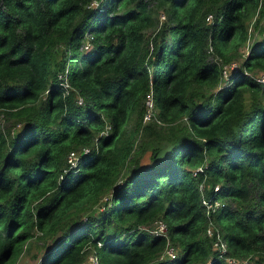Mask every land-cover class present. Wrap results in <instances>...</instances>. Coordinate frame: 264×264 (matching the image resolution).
I'll list each match as a JSON object with an SVG mask.
<instances>
[{"label":"trees","instance_id":"16d2710c","mask_svg":"<svg viewBox=\"0 0 264 264\" xmlns=\"http://www.w3.org/2000/svg\"><path fill=\"white\" fill-rule=\"evenodd\" d=\"M262 19L264 0H0V264L43 235L36 264H224L209 218L264 264Z\"/></svg>","mask_w":264,"mask_h":264},{"label":"built area","instance_id":"2783aa9c","mask_svg":"<svg viewBox=\"0 0 264 264\" xmlns=\"http://www.w3.org/2000/svg\"><path fill=\"white\" fill-rule=\"evenodd\" d=\"M162 17V15H160ZM87 40L84 41V46L87 45ZM228 66V65H225ZM264 72L260 73L259 75L256 76V80H261L263 79ZM59 77H62L59 75ZM60 82L66 86L67 83L65 79H61ZM80 100H78L79 102ZM143 113L141 116V121L142 123L151 121V120H156L158 119L155 118V108H154V102H153V97H152V92L151 90H148L145 93L144 99H143ZM87 148H84V151H86ZM76 158V152L74 151H69L67 160L69 163L73 164L75 162ZM202 203L205 206L206 213L210 210H214V208L218 205V200H212L208 201L206 199H202ZM149 232L152 234H158L162 236H166V224L165 221L161 218L155 219L151 226L148 228ZM205 233L206 235L210 238L211 241V247L212 250L215 251L216 255L221 258L224 262V264H243L246 261V258H236L232 255H230L227 252V244L225 239L222 237V235H219L217 230L213 227L211 224V219L209 218L207 221V225L205 227ZM176 247L170 245V243L167 242V244L164 246L160 254L158 255V259H170L173 258L176 255ZM161 255H164V257H161ZM93 263H95L94 257L91 260ZM195 264H207V262H198Z\"/></svg>","mask_w":264,"mask_h":264},{"label":"rangeland","instance_id":"374dc122","mask_svg":"<svg viewBox=\"0 0 264 264\" xmlns=\"http://www.w3.org/2000/svg\"><path fill=\"white\" fill-rule=\"evenodd\" d=\"M161 10H159L158 19L161 20ZM260 25L264 27V19L261 20ZM248 38L246 40V43H244L243 46H239L236 51L232 52L233 58L230 59V65H238L241 61V58L244 56V53L246 50L245 45L250 44L252 40L259 38V32L253 27L252 22L248 25ZM227 68V66H225ZM258 73V72H257ZM255 73V74H257ZM225 78V77H224ZM264 79V76H263ZM18 125L17 120L7 119L4 114L0 113V126L4 128L5 130L8 129L9 131L14 130ZM148 151H145L139 160L141 162L146 160ZM100 204V201H97L91 205H86L81 212H79L78 216H84L85 214L91 213V211L94 208H98V205ZM93 205V206H92ZM75 216V214L73 215ZM211 224L213 227L217 230L218 234L221 235V232L217 229V225L214 224L213 219H211ZM36 234H39V231L35 230ZM24 244L25 247L22 246V249L20 253L11 261L5 263V264H36L40 258V256L52 246V241L48 235H43L42 237H32L28 239ZM54 246V245H53ZM52 246V247H53ZM177 250V248H175ZM90 253V252H89ZM161 257H164V255H161ZM93 255L89 254L85 261L86 262H92Z\"/></svg>","mask_w":264,"mask_h":264}]
</instances>
